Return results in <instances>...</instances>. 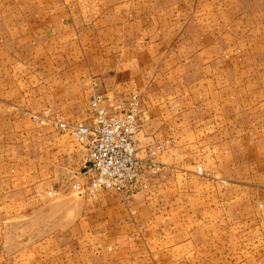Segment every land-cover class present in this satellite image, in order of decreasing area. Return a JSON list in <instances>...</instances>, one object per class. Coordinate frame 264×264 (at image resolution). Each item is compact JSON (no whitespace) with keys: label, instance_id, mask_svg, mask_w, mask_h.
Here are the masks:
<instances>
[{"label":"crops","instance_id":"1","mask_svg":"<svg viewBox=\"0 0 264 264\" xmlns=\"http://www.w3.org/2000/svg\"><path fill=\"white\" fill-rule=\"evenodd\" d=\"M214 9L0 0V204L10 205L0 220L28 203L26 215L51 234L49 197L73 192L88 154L33 112L90 122L94 96L111 105L138 94L140 146L166 144L148 191L79 196L104 222L95 217L88 231L72 222L55 234L73 239L54 243L0 238V264H264V35H244L243 48L250 21Z\"/></svg>","mask_w":264,"mask_h":264},{"label":"built area","instance_id":"2","mask_svg":"<svg viewBox=\"0 0 264 264\" xmlns=\"http://www.w3.org/2000/svg\"><path fill=\"white\" fill-rule=\"evenodd\" d=\"M89 112L90 122H71L52 110L44 115L30 114L41 126L72 135L87 148L81 173L71 184L72 191L90 198H96L102 191H115L127 197L148 191L150 178L162 170L159 157L166 151V144L140 146L137 139L142 128L140 96L132 94L127 100L107 105L101 95H96L90 101ZM197 173L205 175L202 165ZM56 194V188L47 191L48 196Z\"/></svg>","mask_w":264,"mask_h":264},{"label":"rangeland","instance_id":"3","mask_svg":"<svg viewBox=\"0 0 264 264\" xmlns=\"http://www.w3.org/2000/svg\"><path fill=\"white\" fill-rule=\"evenodd\" d=\"M184 5L193 4L194 6L204 4L205 7L212 9L215 7L214 12H211L215 16L224 11L225 18L231 20L233 18L247 19L250 21L249 28H241V34L243 35V48H246L249 44L246 43L244 35H264V26H259L262 20H264V0H161V5L167 7L171 5ZM221 15V14H220ZM257 21V22H256ZM252 22L254 25H252ZM233 28V27H232ZM237 30V28H236ZM202 163L198 162L197 165ZM25 172H22L24 175ZM11 177L10 172H3V179H9ZM8 182V180H6ZM7 187V186H6ZM5 188L3 187V191ZM30 194V193H29ZM66 199H59L57 197H49V231L51 234L47 235L41 233V219H32L31 216L26 215V211H31L30 204L22 203L20 204L19 210L21 217L17 219L10 220L8 217L0 220V238L3 243L10 242H58L64 241V238H72L73 235H59L55 234L58 230L65 228L67 230L68 225L72 222H82L84 230H89V222L95 217L104 222L105 214L102 208L94 209L86 202H83L79 196L74 192H67ZM118 195L115 191H102L99 196L100 199L103 197L115 198ZM69 196V197H68ZM81 200L79 204L80 207L74 209L73 199ZM2 206L3 212L9 211V203L0 204ZM97 214V215H95ZM26 230L29 231L27 234ZM33 231H38V233H33ZM54 232V234H52ZM82 241H100L99 238L105 239V236H91L90 234H83Z\"/></svg>","mask_w":264,"mask_h":264}]
</instances>
